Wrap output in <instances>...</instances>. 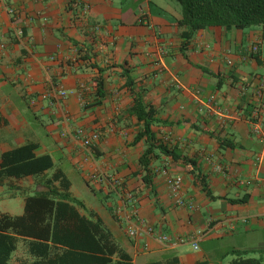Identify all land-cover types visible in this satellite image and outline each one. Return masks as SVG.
Masks as SVG:
<instances>
[{"label": "crops", "instance_id": "1", "mask_svg": "<svg viewBox=\"0 0 264 264\" xmlns=\"http://www.w3.org/2000/svg\"><path fill=\"white\" fill-rule=\"evenodd\" d=\"M180 18L172 0H0V162L27 143L52 159L42 172L0 179V213L21 214L25 194L61 170L71 195L77 178L90 187L87 198L75 197L136 264H227L245 251L264 264V43L250 51L262 27L209 26L185 38ZM94 65L103 69L99 97ZM132 92L165 121L153 125L156 137L194 165L161 155L144 180L146 143L134 141L141 124L127 112ZM79 126L100 133L91 154L75 137ZM162 167L182 176L194 210L172 203ZM92 173L98 180H89ZM111 177L123 180L155 231L172 241L194 234L198 248L129 237L131 206L121 207ZM22 258L31 256L20 238L12 261Z\"/></svg>", "mask_w": 264, "mask_h": 264}, {"label": "trees", "instance_id": "2", "mask_svg": "<svg viewBox=\"0 0 264 264\" xmlns=\"http://www.w3.org/2000/svg\"><path fill=\"white\" fill-rule=\"evenodd\" d=\"M175 1L181 6V18L177 24L185 27L181 32L185 38L209 26L242 29L259 25L264 35V0ZM94 66L100 73L96 78V96L99 97L104 94L103 69ZM126 81L127 85L132 84L128 77ZM127 112L141 124L134 141L144 139L146 143L139 157V163L146 171L143 177L146 182L150 175L149 165L161 155L195 164L175 147L156 137L153 125L165 124V121L156 116V109L146 104L140 93L132 92V104ZM34 148V143H27L3 152L0 179L35 174L50 168L51 157L48 154L35 156ZM69 188L68 178L61 170H56L43 182L40 190L25 194L21 214L0 213V264H136L104 221L86 208L83 201L71 195ZM231 201L243 202L244 199ZM20 238L31 258L15 262L12 256ZM247 253L237 252V257L227 264H262L261 257H243Z\"/></svg>", "mask_w": 264, "mask_h": 264}, {"label": "built area", "instance_id": "3", "mask_svg": "<svg viewBox=\"0 0 264 264\" xmlns=\"http://www.w3.org/2000/svg\"><path fill=\"white\" fill-rule=\"evenodd\" d=\"M17 33L19 35L23 34V30L19 28L17 30ZM264 43V38L259 39L257 42L253 43L250 47L251 53H257L259 50L260 44ZM231 63V61H228ZM58 95L59 97H65L67 95L66 90H64L62 87L58 89ZM258 127L255 126L254 130L258 131ZM75 137L79 140V142L84 146L88 152L91 154L92 149L94 145L99 141L100 139V133L95 130H86L83 127H76L75 128ZM161 173L165 176L166 185L168 188V192L173 200V204L176 207L185 208L187 210H194L195 204L191 199L185 198L182 195V181L183 178L180 175H169L166 168H161ZM99 174L92 173L89 176V180H98ZM110 185L116 190V193L120 200L122 201L121 207H127L131 206V211L129 214L125 215L127 226H126V232L127 235L131 238H136L141 235H147V236H154L158 241L163 243H170L172 241V237L168 234H164L162 232H157L154 230L152 224L148 223L146 219H144L142 216L138 214L137 207H135L136 203V197L130 193L126 192L124 190V182L118 177H111L109 179ZM121 210V209H120ZM119 211V210H118ZM212 220L210 219V222ZM198 234H202V231H199ZM196 235L189 234L185 238H176L174 240L175 242H182L185 240L192 241V245L194 249L198 248V244L195 241ZM172 241V242H174ZM143 247H147V243H143Z\"/></svg>", "mask_w": 264, "mask_h": 264}, {"label": "rangeland", "instance_id": "4", "mask_svg": "<svg viewBox=\"0 0 264 264\" xmlns=\"http://www.w3.org/2000/svg\"><path fill=\"white\" fill-rule=\"evenodd\" d=\"M171 1V0H170ZM172 2L174 4H177L179 6V3L175 0H172ZM76 188H75V191L78 193V194H75V196L79 197V198H87V194L88 192L90 193L91 192V189L90 187L85 183V181H83L81 178H77L76 179ZM92 186V184H91ZM222 264H226V262H223Z\"/></svg>", "mask_w": 264, "mask_h": 264}]
</instances>
